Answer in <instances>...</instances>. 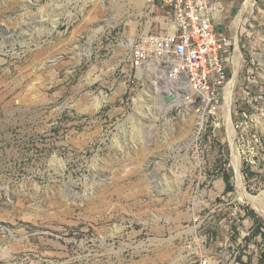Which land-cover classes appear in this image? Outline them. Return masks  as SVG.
Returning a JSON list of instances; mask_svg holds the SVG:
<instances>
[{
    "label": "rangeland",
    "instance_id": "1",
    "mask_svg": "<svg viewBox=\"0 0 264 264\" xmlns=\"http://www.w3.org/2000/svg\"><path fill=\"white\" fill-rule=\"evenodd\" d=\"M219 1L230 124L134 79L163 9L0 0V264H264V0Z\"/></svg>",
    "mask_w": 264,
    "mask_h": 264
},
{
    "label": "built area",
    "instance_id": "2",
    "mask_svg": "<svg viewBox=\"0 0 264 264\" xmlns=\"http://www.w3.org/2000/svg\"><path fill=\"white\" fill-rule=\"evenodd\" d=\"M146 2L164 10L168 29L131 43L129 63L134 79L151 80L158 94L195 109L201 118L210 115L228 83L233 50L232 37L217 32L213 23L223 11L222 4L219 0Z\"/></svg>",
    "mask_w": 264,
    "mask_h": 264
},
{
    "label": "bare ground",
    "instance_id": "3",
    "mask_svg": "<svg viewBox=\"0 0 264 264\" xmlns=\"http://www.w3.org/2000/svg\"><path fill=\"white\" fill-rule=\"evenodd\" d=\"M245 4L246 5H249L250 4V0H248ZM240 20H241V15H238V17L236 18V20L234 22V25L235 26H238L239 23H240ZM236 59L238 60V62L235 61V67H234L235 70H237L236 68H237V65L239 64V61H240L239 56ZM233 82H234V79L232 81L228 82L226 84V86H225V92H226L225 109H226V120H227L228 123L230 121V119H229V110H230V103L232 101L231 100V94H232ZM175 102H178V100H176ZM162 106H164V105H162ZM95 108H98V105H96ZM162 109H163V113H166V111L169 110L168 106H167V108H162ZM199 125H201V122L199 123ZM239 184H240V181H239ZM239 195H241L243 197H246L252 204H254V206L256 207V209L259 212L264 213V209H263L264 205L262 206V204H260L259 199L255 198V197H251V196L246 195V193L244 192L242 186H240V188H239Z\"/></svg>",
    "mask_w": 264,
    "mask_h": 264
},
{
    "label": "crops",
    "instance_id": "4",
    "mask_svg": "<svg viewBox=\"0 0 264 264\" xmlns=\"http://www.w3.org/2000/svg\"><path fill=\"white\" fill-rule=\"evenodd\" d=\"M219 15H216L215 17H214V20H213V23H214V25H215V23H217L219 20ZM216 26V30H217V24L215 25ZM226 30V25L223 27V31L222 32H219V31H217V32H219V33H226L227 34V32L225 31Z\"/></svg>",
    "mask_w": 264,
    "mask_h": 264
}]
</instances>
